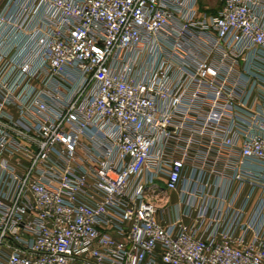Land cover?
I'll use <instances>...</instances> for the list:
<instances>
[{"label": "built area", "instance_id": "built-area-1", "mask_svg": "<svg viewBox=\"0 0 264 264\" xmlns=\"http://www.w3.org/2000/svg\"><path fill=\"white\" fill-rule=\"evenodd\" d=\"M0 0V264H264V0Z\"/></svg>", "mask_w": 264, "mask_h": 264}, {"label": "rangeland", "instance_id": "rangeland-1", "mask_svg": "<svg viewBox=\"0 0 264 264\" xmlns=\"http://www.w3.org/2000/svg\"><path fill=\"white\" fill-rule=\"evenodd\" d=\"M219 0H200V8L202 10L216 12L219 9Z\"/></svg>", "mask_w": 264, "mask_h": 264}]
</instances>
